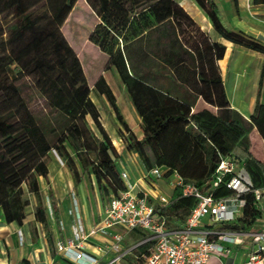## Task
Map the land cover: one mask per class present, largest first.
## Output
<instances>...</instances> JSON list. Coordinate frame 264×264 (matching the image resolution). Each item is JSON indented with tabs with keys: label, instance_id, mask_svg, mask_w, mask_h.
Listing matches in <instances>:
<instances>
[{
	"label": "trees",
	"instance_id": "16d2710c",
	"mask_svg": "<svg viewBox=\"0 0 264 264\" xmlns=\"http://www.w3.org/2000/svg\"><path fill=\"white\" fill-rule=\"evenodd\" d=\"M78 1L0 0V208L8 223L21 225L33 197L36 221L53 254L50 212L58 224L59 210L51 189L49 210L39 181L48 180L53 150L75 187L93 172L103 195L127 189L117 166L120 155L101 123L83 63L61 31ZM97 1L98 6L89 0L99 19L90 40L110 57L106 70L117 71L143 123L140 138L105 77L94 82L120 123L124 149L136 153L147 170L167 167L205 191L222 159L243 164L252 187L240 194L243 215L231 228L253 226L263 217L254 191L264 189V161L252 153L250 134L257 129L264 136V104L257 97L249 119L231 108L219 66L226 46L202 31L177 0ZM194 2L218 38L264 54L261 41L223 22L215 0ZM231 2L237 12L239 1ZM253 3L264 5V0ZM37 71L45 86L40 115L25 94L30 87L26 77ZM198 98L202 102L196 106ZM213 194L230 198L235 192L220 184ZM194 205L192 198L176 193L161 214L169 223H185ZM130 236L139 242L146 233L137 229Z\"/></svg>",
	"mask_w": 264,
	"mask_h": 264
},
{
	"label": "built area",
	"instance_id": "2783aa9c",
	"mask_svg": "<svg viewBox=\"0 0 264 264\" xmlns=\"http://www.w3.org/2000/svg\"><path fill=\"white\" fill-rule=\"evenodd\" d=\"M264 146V139H263ZM155 166L149 170L144 181L155 188L156 182L167 178L168 185L183 197L195 201L190 215L181 227H171L161 210L171 203V197L159 193L152 196L146 190L133 193V185L113 196L102 212L97 228L85 233L81 222L75 236L56 243V250L75 264H97L98 259L82 250V244L98 232L109 234V230L120 227L126 232L141 230L146 237L130 248L124 247V234L115 233L105 245V254H111L106 264H124L125 258L137 249H146L133 254L132 264H208L213 256L229 255L230 247L244 240L253 246L245 264H256L264 258V229L235 230L232 225L243 215L245 201L240 194L251 190L252 183L244 165L224 158L213 176L208 190H202L194 181L184 178L177 171ZM127 182L129 174L120 172ZM220 184L235 192L230 198H216L214 190ZM258 203L264 189L254 191ZM263 217L258 219L260 223Z\"/></svg>",
	"mask_w": 264,
	"mask_h": 264
},
{
	"label": "crops",
	"instance_id": "0c3cea01",
	"mask_svg": "<svg viewBox=\"0 0 264 264\" xmlns=\"http://www.w3.org/2000/svg\"><path fill=\"white\" fill-rule=\"evenodd\" d=\"M238 1L239 5L237 12L230 9L226 16L221 12L223 22L229 28L237 31H243L246 34L255 37L264 44V5H255L253 0ZM194 6L199 13H202V11L195 4ZM203 16L204 20L207 22L205 24L207 29H212L207 16ZM223 44L226 46V53L224 58L219 61V66L231 108L238 111L246 119H249V117L254 112L257 97L260 96V101L264 104V54L247 50L225 40H223ZM235 51L249 54L247 55L248 57L243 64L244 70L242 72L236 71L240 58L234 55ZM111 89L116 97V103L119 107L118 96L112 87ZM201 102L202 99L198 98L196 106ZM109 108L112 110L110 112L114 117L117 129L120 131V123L114 115V111L110 105ZM131 114L133 115L134 124L127 123L133 130L137 132L138 136L141 138L143 136L142 119L136 113L135 109L131 108ZM105 130L108 134H110L106 128ZM253 136L255 139H253ZM250 139L252 153L256 158L264 161V136H262L257 129H254L250 134ZM255 141H257V143L260 145V152H256L258 155L255 154V150H257L255 149ZM261 151L263 152V155L260 154ZM117 152L120 155L117 165L118 169L120 172L126 171L129 174L128 181L124 183L125 185H133V193H138L140 190H146L152 196L162 193L171 197V199L174 195H176V192L168 185L167 178L158 180L156 182L155 188L144 181L143 178L149 170H147L136 153L126 151L124 149V145L123 149H117ZM52 162L54 163V161L51 160L50 165H52ZM129 163L132 165L135 164V168L132 167L129 169ZM50 173L51 172L49 169V177ZM58 176L59 177L56 179L57 182L63 183L64 181H62V179L64 180V178L65 181L70 180L69 182L71 183H69L67 191L72 190V188L77 191L82 184L81 183L75 187L73 178H69V169L68 171L61 170ZM164 182L167 183L166 188L161 186ZM93 193L94 202L96 205L94 206L95 208H93V205L90 203V201L82 200L80 206L78 204L77 206H74L73 209H71L73 206L72 201L64 200L67 192L65 193V191H63V197H56L53 193V196L57 202V208L59 210L58 224L52 215V217H50L55 254H53L49 248L46 234L42 225L36 221L34 212L36 201L34 203L31 201V205L26 209L27 216L21 225H18L15 222L8 223L5 220L3 209L0 208V264H75L72 260L67 259L62 254L57 252L56 243L64 242L70 238H73L75 236V231L79 222L82 223L85 233H89L99 226L105 205L115 195L111 193L108 195V200L102 201L97 190L93 189ZM263 199L264 196L259 203L263 214V220L260 223H257L256 226L253 225L247 230L257 228L264 229V209L261 208ZM93 209H95V211H93ZM71 210H73L74 213ZM77 211L78 215H76ZM33 228H36V236L33 234ZM115 233L124 234V247L126 240L125 238L127 237L132 240L133 245L138 243L135 242L133 238H131L130 234L132 231L126 232L120 227H115L110 229L109 234L107 235L101 232L91 235L87 241L82 244V250L87 254L96 257L98 259L97 264H106V262L111 258V254H105V245L111 241L112 235ZM230 249L231 252L229 255H220L219 257L213 256L208 261V264H245L250 256V253L252 252L253 246L249 240H244L237 245H232ZM139 250L141 249L133 251L131 255L125 258L124 264H132L133 254L135 255L139 253ZM256 264H264V258L258 261Z\"/></svg>",
	"mask_w": 264,
	"mask_h": 264
},
{
	"label": "rangeland",
	"instance_id": "374dc122",
	"mask_svg": "<svg viewBox=\"0 0 264 264\" xmlns=\"http://www.w3.org/2000/svg\"><path fill=\"white\" fill-rule=\"evenodd\" d=\"M182 7L192 16V18L196 21L197 25L204 31L206 34H208L212 39L217 40L221 43H223V39L218 38L217 34L214 32L213 28L208 30L206 27V20H204L205 13L197 6V4L194 2V0H177ZM217 5L219 6L220 12H222L225 16L228 14L230 9H233V5L231 0H215ZM92 2L98 6L99 3L97 0H92ZM194 4L202 11V13L198 12V10L195 8ZM93 7V6H92ZM91 8V4L89 0H79L75 10L72 12V14L67 19L65 25L62 26L61 31L65 38L67 39L68 43L71 45V47L75 50L77 53L79 59L83 63L84 72L86 73L88 84L91 88V98L96 104V106L99 109L100 116H101V123L103 124L104 128H106L109 131V135L113 141L114 146L116 149H123L124 140L121 136L120 131L117 129V126L114 121V117L111 114L110 111H112L109 108V104L106 100V98L103 95H100L96 92L94 89V82L101 76L106 77V80L108 81L109 85L113 88L114 92L118 96L119 99V107L125 116V119L128 123L134 124L133 121V115L131 114V101L129 99V96L127 94L126 88L121 83L119 76L117 74V71L114 68H110L109 70H106V68L110 65V57L101 51V49L94 44L90 40V35L92 30L94 29L95 25L99 23V19L96 16V10L95 13ZM206 16V15H205ZM234 55L239 59L237 70L239 72H242L244 70L243 64L246 61V58L248 57L247 53H241V52H234ZM239 67V68H238ZM43 71V70H42ZM42 72H34L31 75L27 76L25 79V82L31 87V85L34 86V89L26 88L25 94L27 95L29 101H30V107L33 109V111L40 115V113H44L43 106L44 101L41 97V93L44 90V84L43 81H40L42 78L40 75H42ZM45 79H48L47 75H45ZM48 81V80H47ZM41 82V83H39ZM253 139L255 137L253 136ZM255 154L260 152V145L255 141ZM123 151V150H122ZM257 152V153H256ZM263 155V152L261 153ZM258 155V154H257ZM59 155L56 151H52L49 154V160H48V168L50 169V177L48 180H44L41 178L40 186L44 193V200L46 205L50 208V197H49V189H51L52 193H54V196L56 197H63V191L65 193L67 192L66 196L64 197V200L72 201V208L74 206H77L81 204L82 200H88L90 203H92L93 208H95V202H94V193L93 189L97 190L100 194V198L102 201L108 200L109 196L107 194L103 195L99 190L98 182L101 181L100 178L97 179V176L94 175L92 172L91 174L87 175L85 179L83 180L82 184L80 185L79 189L75 191L73 188L72 190H68L69 187V181H64L63 183L57 182V177H59V172L61 170L68 171L67 166L64 164V162H61L59 160ZM51 160L52 165H50ZM135 165V164H134ZM134 165L130 164L128 165L129 169L134 167ZM134 170V169H133ZM72 175L69 171V178L71 179ZM163 188L167 187V183L164 182ZM63 190V191H62ZM170 194L169 192H167ZM31 201L33 203L35 202V199L31 197ZM261 208L264 209V199L261 203ZM73 213L74 211L71 210ZM95 211V209H93ZM78 215V211L77 214ZM51 216V212H50ZM52 217V216H51ZM184 223H179L178 220H174L170 222L171 227H181ZM125 247H132L133 242L132 240L127 237L125 238Z\"/></svg>",
	"mask_w": 264,
	"mask_h": 264
},
{
	"label": "water",
	"instance_id": "95a60500",
	"mask_svg": "<svg viewBox=\"0 0 264 264\" xmlns=\"http://www.w3.org/2000/svg\"><path fill=\"white\" fill-rule=\"evenodd\" d=\"M59 157V156H58ZM59 160L61 161V162H63L62 160H61V158L59 157Z\"/></svg>",
	"mask_w": 264,
	"mask_h": 264
}]
</instances>
